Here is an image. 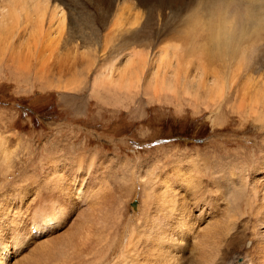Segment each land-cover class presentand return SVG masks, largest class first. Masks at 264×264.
<instances>
[{
    "label": "bare ground",
    "instance_id": "obj_1",
    "mask_svg": "<svg viewBox=\"0 0 264 264\" xmlns=\"http://www.w3.org/2000/svg\"><path fill=\"white\" fill-rule=\"evenodd\" d=\"M82 1L83 9L88 11L94 8L98 13L96 21L99 27L102 26V37L99 36L102 39L97 42L103 50L101 58L104 60L113 48L121 49L120 58L112 59L119 67H112L104 73V79L97 77L99 81L96 79L94 83L96 91L99 86L109 87L111 83L118 91L139 90L142 87L139 83L143 81L144 89L152 91L157 98H181L179 106L184 100L195 106L204 102L208 107L217 105L218 111L224 108V104L239 113H264V0ZM73 3V0H0V64L11 61V65L21 71L30 66L29 63H36V75L41 79L39 73L50 75L54 65L61 62L56 57L72 59L71 54L64 56L68 54L64 50L69 48L77 55V61L86 64L87 50L84 48L91 45L83 44L78 16L69 7ZM92 12L95 13L94 10ZM70 34L77 39L82 38V50L77 48L78 41L73 44ZM150 45L153 46L151 55L143 49ZM114 76L118 79L116 82ZM84 154L81 153L76 159V166L87 165V177L80 181L79 188L75 186L77 177L73 179L71 187L66 178H62L57 184L56 196L53 192L54 199L50 196L53 199L51 204L50 201L46 202L51 184L43 185L47 191L41 190L42 187L30 191L28 185H16L15 194L3 193L0 199V247H3L0 264H12L11 258L18 255L17 250H7L12 237L20 234L17 229L21 225V215L30 209L34 200L37 208L42 210L39 212L41 219L54 218V225H58V222L61 225L70 216L66 203L70 202V208L74 207L78 197L87 202L83 203L87 207L78 210L77 219L68 226L69 230L63 229V233L51 238L40 236L41 230L37 228V233H34V225L32 233L39 235H31L29 228L27 232L21 231L22 235H30V239H40L38 243L34 241L36 245L29 247L13 264H48L52 263L49 260H57V256L62 258L66 251L59 247L65 246L64 238L75 233L86 242L83 236L85 231L80 233V227H88L86 232L89 230L90 237L86 245L92 247L93 255L97 254L98 258L102 257L101 250L107 246L105 243L108 239V264H264L263 183H233L232 188L236 189L231 192V185L218 183L214 184L217 187L215 192H207L198 184L175 182L177 175L172 180L160 177L161 181L155 184V188L145 194L143 206L138 207L137 212H132L130 219L124 220L115 212L119 211L121 203L114 204L115 199L111 201V198H107L96 204L97 201H92L101 193L93 190L89 194L88 189L83 190V185L89 183L90 178L93 185L95 177H100L97 173L93 174V170L97 169L93 165L97 157L93 155L97 154L90 155V162H94L92 165L85 160ZM112 158L109 159L111 162ZM52 164V171L63 170V166ZM61 173L64 176V172ZM65 177L68 179V176ZM102 182L95 183L99 191ZM108 186L104 197L106 194L113 196L110 182ZM239 191L244 195L242 199L246 200L244 209L237 208L235 198L231 197L233 192ZM72 194L75 196L74 205L70 201L73 200ZM90 196L92 201L89 203ZM200 203L204 205L202 211L209 212L204 219L202 214H195L192 208V205L198 206ZM221 203L225 206L220 212L226 208L223 213L231 214V220L237 219L235 213L251 216L252 219L249 217L250 220L245 221L248 224L245 231L243 227L238 230L235 227H222L219 221L211 223ZM233 203L237 211L233 210ZM13 206L16 210H13ZM208 215L212 218L207 221ZM84 217L88 218L82 221ZM204 222H210L209 226L204 228ZM27 241L24 239L22 245L27 246ZM78 244H74L78 246L77 254L89 252L85 245ZM244 244L250 247L241 251ZM240 257L243 260L238 263ZM84 260L85 256H76L70 264H83ZM98 261L102 262L103 259Z\"/></svg>",
    "mask_w": 264,
    "mask_h": 264
},
{
    "label": "rangeland",
    "instance_id": "obj_2",
    "mask_svg": "<svg viewBox=\"0 0 264 264\" xmlns=\"http://www.w3.org/2000/svg\"><path fill=\"white\" fill-rule=\"evenodd\" d=\"M73 1L69 7L74 15L78 16L82 29L79 34L82 35L84 42L81 41L82 38L77 39L71 34L70 38L73 44L78 41L77 48L80 50L85 43L86 46L87 43L91 45L84 48L87 50L86 64L77 61V55L69 47L64 50L68 52L64 56L71 54L72 59L56 57L61 62L54 65L50 75L39 73L41 79L36 75L38 69L36 63H29L30 66L22 68L21 71L12 66L11 61L0 64V193H2L0 199L4 192L15 194L16 185H28L27 189L30 191H35L39 187L47 191L43 185L51 184L50 192L47 193L52 195L46 194V202L50 201L51 204L53 196H56L55 192L58 191L57 184H60L62 178H66L67 184L71 187L73 179L77 177L75 186L79 188L80 181L87 177L88 166L83 165L78 167L79 169L76 166L77 158L85 152V160L87 159L91 165L94 163L90 162L91 156L93 153L97 154L93 155L94 158L97 157L96 164H93L97 169L93 170V174L97 173L100 176L95 177L96 182H93V185L90 184L91 178L89 183L83 185V190L88 189L89 194L93 190L101 193L97 199L94 197V201L90 196L89 203L97 201V204L107 198H111V201L115 199L114 204L121 203L119 211L115 212L124 220L130 219V214L143 206L145 194L151 192L155 184L164 177L172 180L177 175L178 180L175 182L198 184L207 192L210 190L215 192L217 189L215 185L218 183L226 186L237 182L244 183L242 185H250L252 182L264 184V113H239L224 104L222 105L224 108L218 111L217 105L208 107L204 102L195 106L184 100L179 106L181 98L180 100L171 96L170 99L157 98L152 95V91L144 89L143 81L140 82L141 85L139 83V86H142L138 88L139 90L136 88L127 92L118 91L111 83L109 87L99 86L96 91L94 83L97 77L104 79L106 78L104 73L112 67H119L112 59L118 58L121 49L113 48L103 60L101 58L103 50L97 43L102 39V24L99 27V22L96 21L98 13L94 8L88 11L83 9L82 0ZM143 49L151 55L153 46H145ZM115 77L116 82L118 79ZM52 160L59 167L63 166V170L52 171L54 166ZM106 160L110 161L109 164ZM4 171L7 172L4 174ZM61 172H64V176ZM65 176H68V179ZM98 178L103 180L100 191L96 185L97 181H101ZM36 179L37 183L34 182ZM109 182L114 193L113 196L106 194L108 197L105 195V198L103 194L109 190ZM234 189L236 188H232L231 185L229 192ZM238 193L233 192L231 197L235 198L237 208L244 209L246 200L242 199L244 195L241 191ZM72 197L73 200L70 201L74 205V194ZM78 199L74 207L70 208V202L66 203L70 216L68 215V220L61 225L60 222L54 225L56 221L54 218L41 219L39 212L42 210L37 208L34 200L30 209L21 215L19 222L21 225L17 229L20 234L11 239L7 251L17 250L18 255L12 257L10 263L13 264L17 257L22 256L29 247L32 248L34 241L38 243L40 239H30V235H22V230L27 232L29 228L31 235H39L34 234L37 232L32 233L34 225L35 229L41 230L40 236L44 235L46 238L61 234L65 229L69 230L68 226L77 219L78 210L87 207L86 201ZM192 206L195 214H202L203 219L209 214L208 210L202 211L204 209L202 203ZM224 206L225 204L221 203L217 214H213L211 223L219 221L222 227H235L236 230L243 227L245 231L248 226L245 221L252 219L251 216L235 213L237 219L231 220V214L223 213L226 208L220 212ZM13 207V210H16L15 206ZM232 208L237 211L234 203ZM115 212L112 214L115 215ZM210 217L212 218L208 215L207 221L211 219ZM35 219L41 220L37 222ZM209 224L210 222H204V228ZM86 228L88 227L79 229L80 233L85 231L83 236L85 235L86 242L77 234H70L63 240L65 246L59 247L66 251L64 256L62 258L57 256V260H49L52 263L48 264H70L71 259L76 256L78 258L85 256L86 261L89 259L88 263L84 260L83 264H99L98 259H103L100 264H108L110 256L107 248L108 239L105 243L107 246L101 250L102 257L98 258L97 254L93 255L92 247L87 246L90 234L89 230L86 232ZM106 231L108 232V228ZM105 235L107 236V233ZM24 239L28 240L26 243L29 242L25 243L27 246L21 243ZM77 243L79 246L85 245L89 252L84 251V255H81L82 252L80 255L77 254L78 246L74 245ZM244 246L241 251L248 250L251 243L250 246L248 244ZM1 248L3 247H0V251ZM242 260L241 257L238 258V263Z\"/></svg>",
    "mask_w": 264,
    "mask_h": 264
}]
</instances>
